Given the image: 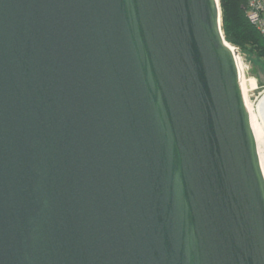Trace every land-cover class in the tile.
<instances>
[{"label": "water", "instance_id": "1", "mask_svg": "<svg viewBox=\"0 0 264 264\" xmlns=\"http://www.w3.org/2000/svg\"><path fill=\"white\" fill-rule=\"evenodd\" d=\"M220 0H0V264H264V154Z\"/></svg>", "mask_w": 264, "mask_h": 264}, {"label": "trees", "instance_id": "2", "mask_svg": "<svg viewBox=\"0 0 264 264\" xmlns=\"http://www.w3.org/2000/svg\"><path fill=\"white\" fill-rule=\"evenodd\" d=\"M247 1L220 0L222 30L227 41L240 46L254 61L264 63V37L247 19Z\"/></svg>", "mask_w": 264, "mask_h": 264}, {"label": "bare ground", "instance_id": "3", "mask_svg": "<svg viewBox=\"0 0 264 264\" xmlns=\"http://www.w3.org/2000/svg\"><path fill=\"white\" fill-rule=\"evenodd\" d=\"M231 50L233 51L231 45L228 43ZM234 52V51H233ZM244 59V58H243ZM241 58L236 56L241 85L243 89L244 99L247 105L251 126L256 138V142L261 149V144L264 142V94L262 97L256 101H252L249 97L248 86H247V76H246V69L242 62ZM262 151V149H261Z\"/></svg>", "mask_w": 264, "mask_h": 264}, {"label": "rangeland", "instance_id": "4", "mask_svg": "<svg viewBox=\"0 0 264 264\" xmlns=\"http://www.w3.org/2000/svg\"><path fill=\"white\" fill-rule=\"evenodd\" d=\"M229 43L232 45H236L231 42ZM240 50L243 53V57H244L242 62L246 69L249 97L252 101H256L260 99L264 94V63L259 61H254L250 56H248L245 52H243L241 47ZM261 149L264 154V142L261 144Z\"/></svg>", "mask_w": 264, "mask_h": 264}, {"label": "built area", "instance_id": "5", "mask_svg": "<svg viewBox=\"0 0 264 264\" xmlns=\"http://www.w3.org/2000/svg\"><path fill=\"white\" fill-rule=\"evenodd\" d=\"M246 16L249 22L264 37V0H248ZM221 28H222V24H221ZM230 45L235 53V57L238 56L239 58L243 59L244 57H243V53L240 50V47L232 44Z\"/></svg>", "mask_w": 264, "mask_h": 264}]
</instances>
